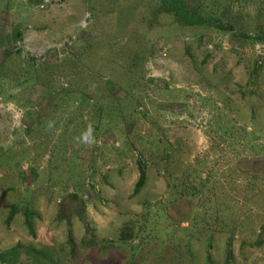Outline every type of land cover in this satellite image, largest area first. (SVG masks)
I'll return each instance as SVG.
<instances>
[{
    "label": "rangeland",
    "instance_id": "374dc122",
    "mask_svg": "<svg viewBox=\"0 0 264 264\" xmlns=\"http://www.w3.org/2000/svg\"><path fill=\"white\" fill-rule=\"evenodd\" d=\"M46 1L0 0V264H264V0Z\"/></svg>",
    "mask_w": 264,
    "mask_h": 264
},
{
    "label": "trees",
    "instance_id": "16d2710c",
    "mask_svg": "<svg viewBox=\"0 0 264 264\" xmlns=\"http://www.w3.org/2000/svg\"><path fill=\"white\" fill-rule=\"evenodd\" d=\"M164 1H166V0H164ZM171 4H173V6H174L173 7L171 5V8L175 10L176 16L179 19H181L182 21H184L186 24L194 25L197 23H201L200 22V20H201L200 15L197 12L189 11L187 8L184 7V5L181 3V1H179V0L173 1V2H171ZM263 34H264L263 32L258 30L255 33L253 32L252 38H255L257 40H262V39H264ZM43 63L45 65L48 64V66H51V65H49L50 63H48V62H43ZM61 63H63V62L61 61ZM29 64H30V66L27 69H24L23 71L29 73V70H30L31 71L30 72V74H31L30 78L33 80L35 79L37 81V83L40 85L41 84L40 79L42 78V69H39V71L37 69L40 68V66H43V64L42 63L37 64L36 60H34V59H30ZM35 67H37V69ZM5 71H9V69H6V67L3 64H0V87H4V80L5 79H7L9 81V83H14V81H18L17 77L16 78L7 77L3 73ZM65 77H66V79H69L71 77V75L68 74L67 72H65ZM77 101L79 102L78 103V106H79V105L83 104V101H85V99H82V97H80L79 99H77ZM102 117H103V113L100 110V113L98 112V114H97V120H100ZM109 117L111 119V116H109ZM110 119H106V122H109ZM95 122H96V125L93 122L94 127L91 128L92 130L98 129V123H97V121H95ZM91 129L87 128L86 131H89ZM138 171H139V178H138L137 183L135 185L133 195H137L142 190V188L144 187V184H145L146 171H145V168L139 163H138ZM198 180H199V184H201V187H207L208 180H206V179L202 180L201 177ZM190 186L192 187L191 190L194 192V195H196V192H198L197 185L195 183H193ZM175 189H177L176 197L180 198L182 194L185 195L184 190H183V192L181 190L179 191L178 190L179 187H177V186H175ZM187 191L191 192L188 189H187ZM13 214H14V212L11 211L8 218H7V223L11 222ZM26 225H27V229L29 230V232L32 235H34L32 226H31L30 221L28 219L26 220ZM69 242H71V237H69Z\"/></svg>",
    "mask_w": 264,
    "mask_h": 264
},
{
    "label": "built area",
    "instance_id": "2783aa9c",
    "mask_svg": "<svg viewBox=\"0 0 264 264\" xmlns=\"http://www.w3.org/2000/svg\"><path fill=\"white\" fill-rule=\"evenodd\" d=\"M46 1V0H45ZM47 2V1H46Z\"/></svg>",
    "mask_w": 264,
    "mask_h": 264
}]
</instances>
